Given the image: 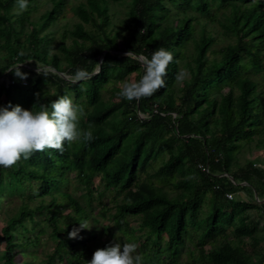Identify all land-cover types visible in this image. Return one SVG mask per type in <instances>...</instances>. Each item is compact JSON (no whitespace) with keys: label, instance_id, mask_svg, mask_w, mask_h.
I'll return each instance as SVG.
<instances>
[{"label":"trees","instance_id":"trees-1","mask_svg":"<svg viewBox=\"0 0 264 264\" xmlns=\"http://www.w3.org/2000/svg\"><path fill=\"white\" fill-rule=\"evenodd\" d=\"M109 1L119 0H83L71 6L79 20L62 31L58 55L50 54V40L40 32L63 11L66 0H50L38 24L30 22L29 29L25 25L29 10L12 19L16 0H0V48L4 49L0 77L14 78L6 88L0 84V95L4 92L8 98L2 107L10 102L26 109L35 105L33 110L39 111L40 104L50 108L54 100L67 95L84 107L86 115L79 126L91 127L94 137L87 144L66 142L62 153L49 149L11 168L0 167V195L25 197L0 226L2 264H17L15 256L37 243L38 234L26 235L25 220L34 213L43 216L54 239L43 264H87L95 251L89 243L95 231L80 229L79 238H69L68 232L79 228L80 221H97L87 210L94 189L99 202L105 190L114 192V210L103 203L98 213L123 236L135 235L129 218H137L138 227L144 229L139 255L145 264L166 258V264H174L186 236L192 237L190 231L198 232L188 251L193 254L196 249L201 262L264 264L260 233L264 216L256 214L259 210L264 215V168L253 161L236 170L232 167L234 152L244 144L254 141L264 150V88L252 77L261 72L264 78V0H129L121 23L126 31L122 48L118 31L108 30ZM209 23H217L228 38L215 50L210 48L215 37ZM160 47L174 57L165 87L139 101L121 98L116 83L131 81V74L138 81L144 74L139 57L151 58ZM28 59L43 67L35 72L22 64V72L34 73L22 84L8 69ZM181 63L189 76L177 87ZM80 68L92 73L91 78L77 81L75 72ZM110 83L116 96L104 99ZM12 91L15 98L9 99ZM156 159L160 164L150 173L148 167ZM142 174L155 177L160 185L142 180ZM70 175L88 204L64 189ZM96 176L101 190L92 186ZM240 179L259 199L227 197L246 186L236 182ZM33 198L38 203L30 206L26 200ZM204 199L208 209L199 217ZM66 206L68 211L63 212Z\"/></svg>","mask_w":264,"mask_h":264},{"label":"rangeland","instance_id":"rangeland-1","mask_svg":"<svg viewBox=\"0 0 264 264\" xmlns=\"http://www.w3.org/2000/svg\"><path fill=\"white\" fill-rule=\"evenodd\" d=\"M79 1L83 0H66V3L64 5L63 11L58 13L56 18L51 22L45 25V27L41 30L40 34H45L46 37L50 40V46H49V52L57 53L59 55L58 45L60 43L61 39V33L64 29H71L73 28V25L75 22L79 20V18L73 13V10L71 9V6L77 4ZM128 2L129 0H119L117 2L109 1V12L111 14V24L108 28L109 32L112 34L114 31H118L117 41L120 48L123 47V36L125 35L126 31L121 26L122 20L125 19L128 11ZM50 0H33L30 5H28V18L25 20L26 29H29L31 23L38 24L40 20V15L50 7ZM12 19H16L19 14L18 9L16 7V4L12 7L10 10ZM17 24V21L15 22ZM213 27V36L215 37L214 42L211 44V49L215 50L223 46L227 41L228 38L222 33L221 28L218 26L217 23H209L207 28ZM24 35H21V39H23ZM1 42V40H0ZM66 42H70V38L66 39ZM191 48V45L189 46V49ZM4 52V49L0 48V54ZM209 57H211V52H209ZM26 67L33 69L35 72L37 71V66L39 70L42 69L43 66L38 65L37 63H32L30 59L22 63ZM47 69L53 70L52 67H48ZM186 71L187 76L184 78H188L189 74L185 66L183 64H180V72ZM27 73V77H34V73L32 72H25ZM60 75H62L65 78H69V76L65 73L60 72ZM252 77L258 80L262 87L264 88V78L262 73H253ZM25 80V79H24ZM128 80H135L134 75L131 74L128 77ZM182 80H177L176 86L178 87L181 84ZM125 81L117 82L116 85H119L120 87ZM114 83H110L106 86V89L104 90V99H107L108 97H115L116 93L110 89V87ZM176 87V90H177ZM15 92L12 91L11 96L9 99L15 98ZM8 100V98L5 97L4 92L0 95V107H2V102ZM22 108V105H20ZM139 116L143 117L144 114L139 113ZM264 117V115H263ZM264 128V124H263ZM257 137V136H256ZM234 160H233V169L242 168L245 166V164L248 161H253L254 165L259 168H264V150L261 148H258L255 146V142L252 141L249 144H244L242 147H240L239 150H236L234 152ZM160 164V160L156 159L152 161L151 165L148 167V171L151 173L154 169L157 168V166ZM142 180H151L154 183L160 185L159 180H157L155 177L148 176L147 174L141 175ZM240 185H243L245 187L239 189L237 192L232 193V197L235 199H259L258 195L254 192L251 186L247 185V183L243 180H236ZM78 183L73 177V175H70L69 179L65 181L64 183V189L68 190L69 192H72L74 195L79 196L80 200L84 205L89 203V199L82 196V190L79 189ZM92 186H96L99 190L102 189V184L99 183L98 176L94 177ZM165 189L171 191L173 190L171 186H165ZM97 190H93L92 197L90 198L91 206L87 209L88 212L92 217H94L97 221H94L92 218L89 220L90 227L88 229L95 231V237L90 239L89 243L92 245L93 249L96 250L98 248H104L106 246H109L110 244L114 242H118L121 245L125 243H135L137 245V254H141L139 251V242L140 240L144 239V229L138 227L137 218L131 216L129 218L130 224L135 228V235L133 237H125L123 236L117 229V227L112 224V221L109 220L107 217H103L98 213V210L100 207L105 203L108 207H110V211H113V205L115 203L114 199V192L112 190H105L101 196V202H99L97 197ZM118 198L120 196H117ZM264 199V196H263ZM49 197L45 196V202H48ZM25 201L24 194L15 193V194H2L0 195V226L4 225L7 219L14 215L20 205ZM30 206H34L38 203V198H33L32 200H26ZM208 209L207 200L204 199L202 202V209L199 214V217H201L203 214H205L206 210ZM68 208L67 206L64 207L63 212H67ZM256 214H259L260 216H264L263 213L259 210H257ZM263 218L261 221L263 222ZM25 224L28 228L26 235L29 237H32L35 234H38V241L36 244H30L25 247L24 252L19 253L15 256L16 263L24 262V264H43V261L46 257V253L50 251L52 248V245L54 244V239H52L49 236L50 228L46 221L43 220V216L39 215L38 213H34L32 216L27 217L25 220ZM41 228H44L43 232H39ZM263 230L260 232L261 234H264V226L262 227ZM108 230V232L106 231ZM196 232L198 231H190L192 234V237L190 234L186 236L185 238V244L181 247L180 255L174 260V264H210L207 262H201L197 258L196 249H193V254H190L188 251V248H193L194 243L196 241ZM232 238V236L230 237ZM247 240L250 241L249 238ZM210 243L207 242L206 246L209 247ZM248 251H252L251 246L246 247ZM2 249V244L0 243V251ZM166 260L160 261L158 264H166ZM2 259L0 258V264H2ZM56 264H65L64 261H55ZM145 264V262H143Z\"/></svg>","mask_w":264,"mask_h":264},{"label":"clouds","instance_id":"clouds-1","mask_svg":"<svg viewBox=\"0 0 264 264\" xmlns=\"http://www.w3.org/2000/svg\"><path fill=\"white\" fill-rule=\"evenodd\" d=\"M16 7L17 14L27 10L28 0H16ZM20 55L24 53L21 52ZM173 60V54L163 47L155 50L151 58L141 56L144 74L138 81H125L118 95L129 102L152 96L165 87L164 77ZM21 65L22 63L14 64L8 71L20 79H26L28 74L20 70ZM37 71L40 72L38 66ZM92 75L80 68L75 72V79H90ZM186 76L187 72L181 71L177 74V79L183 80ZM34 106L25 109L9 102L8 106L0 107V167L11 168L21 159L28 160L34 153L49 149L62 153L66 142L87 144L93 140L91 127L84 130L79 126L81 118L86 115L84 107L74 104L71 97L60 96L51 103L50 108L46 104H40L39 111H34ZM79 224V228L68 232L69 238H79L80 229L90 227L87 220L80 221ZM136 250L135 243L121 245L114 242L96 249L87 264H143V257Z\"/></svg>","mask_w":264,"mask_h":264},{"label":"built area","instance_id":"built-area-1","mask_svg":"<svg viewBox=\"0 0 264 264\" xmlns=\"http://www.w3.org/2000/svg\"><path fill=\"white\" fill-rule=\"evenodd\" d=\"M20 82L22 84L26 83V81L24 79H21ZM13 83H14V78L9 76V75H3L0 77V84H2L5 88L10 86ZM227 197L231 198L232 193H227Z\"/></svg>","mask_w":264,"mask_h":264},{"label":"water","instance_id":"water-1","mask_svg":"<svg viewBox=\"0 0 264 264\" xmlns=\"http://www.w3.org/2000/svg\"><path fill=\"white\" fill-rule=\"evenodd\" d=\"M140 57H141V56H140ZM140 57H139V58H140Z\"/></svg>","mask_w":264,"mask_h":264}]
</instances>
